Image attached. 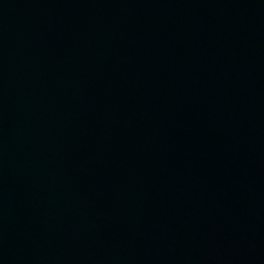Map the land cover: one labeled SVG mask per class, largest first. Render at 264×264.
I'll return each instance as SVG.
<instances>
[{"label":"water","instance_id":"95a60500","mask_svg":"<svg viewBox=\"0 0 264 264\" xmlns=\"http://www.w3.org/2000/svg\"><path fill=\"white\" fill-rule=\"evenodd\" d=\"M0 264H264V0H0Z\"/></svg>","mask_w":264,"mask_h":264}]
</instances>
